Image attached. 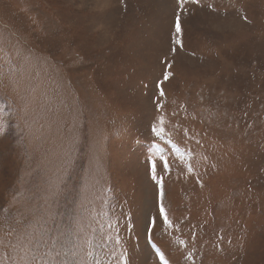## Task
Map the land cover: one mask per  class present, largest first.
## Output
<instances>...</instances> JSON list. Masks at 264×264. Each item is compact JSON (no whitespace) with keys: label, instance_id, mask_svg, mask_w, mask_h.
<instances>
[{"label":"rangeland","instance_id":"rangeland-1","mask_svg":"<svg viewBox=\"0 0 264 264\" xmlns=\"http://www.w3.org/2000/svg\"><path fill=\"white\" fill-rule=\"evenodd\" d=\"M0 264H264V0H0Z\"/></svg>","mask_w":264,"mask_h":264},{"label":"snow or ice","instance_id":"snow-or-ice-1","mask_svg":"<svg viewBox=\"0 0 264 264\" xmlns=\"http://www.w3.org/2000/svg\"><path fill=\"white\" fill-rule=\"evenodd\" d=\"M176 31H177L178 33L181 31L180 23H179V18H177ZM166 78H167V77H166ZM160 212H161V214H163V212H164L163 207H161Z\"/></svg>","mask_w":264,"mask_h":264}]
</instances>
